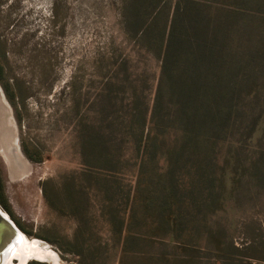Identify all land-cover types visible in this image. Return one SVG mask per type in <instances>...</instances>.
<instances>
[{
    "label": "rangeland",
    "instance_id": "obj_1",
    "mask_svg": "<svg viewBox=\"0 0 264 264\" xmlns=\"http://www.w3.org/2000/svg\"><path fill=\"white\" fill-rule=\"evenodd\" d=\"M178 1L0 0V92L29 167L26 177L12 179L0 157V210L28 239L46 243L57 264H117L109 223L100 213L109 203H102L97 179L107 172L83 164L84 129L92 135L101 110L125 108L133 96L142 107L152 104L161 74L162 33L166 28L165 41ZM178 80L176 85L183 86L174 89L191 86L189 79ZM245 89L242 104L263 109L264 76ZM128 146L123 144V160L131 153ZM244 150H251L248 142ZM85 171L91 177H82ZM123 182L130 185L131 176ZM109 191L106 182L105 199ZM81 216L89 221L82 234L85 249L105 244L98 261H80L75 254ZM207 225L208 246L186 251L166 242L156 249L168 257L160 264H177L174 257H184L186 264H264V186L209 216Z\"/></svg>",
    "mask_w": 264,
    "mask_h": 264
},
{
    "label": "trees",
    "instance_id": "obj_2",
    "mask_svg": "<svg viewBox=\"0 0 264 264\" xmlns=\"http://www.w3.org/2000/svg\"><path fill=\"white\" fill-rule=\"evenodd\" d=\"M169 23L152 104L142 107L133 96L125 108L101 110L92 135L84 129L83 164L107 172L97 179L109 203L100 213L117 264H160L168 257L156 249L166 242L186 251L208 246V217L264 186V108L242 104L245 87L264 76V0H179ZM181 78L191 86L174 89ZM125 143L131 153L123 160ZM2 181L0 167V204ZM81 196L86 207L85 189ZM80 223L75 254L98 261L105 244L87 251L89 221L81 216ZM174 262L186 264L184 257Z\"/></svg>",
    "mask_w": 264,
    "mask_h": 264
},
{
    "label": "bare ground",
    "instance_id": "obj_3",
    "mask_svg": "<svg viewBox=\"0 0 264 264\" xmlns=\"http://www.w3.org/2000/svg\"><path fill=\"white\" fill-rule=\"evenodd\" d=\"M11 116L10 107L0 92V157L9 177L19 179L29 173V167L21 153L16 125ZM19 169L23 170L18 171ZM3 215L7 216L5 213ZM1 232L0 230V236ZM16 233L15 236L11 234L8 237L11 242L8 250L5 248L4 252L0 251V264H26L30 261L58 263L57 254L46 243L35 238L28 239L19 229Z\"/></svg>",
    "mask_w": 264,
    "mask_h": 264
},
{
    "label": "water",
    "instance_id": "obj_4",
    "mask_svg": "<svg viewBox=\"0 0 264 264\" xmlns=\"http://www.w3.org/2000/svg\"><path fill=\"white\" fill-rule=\"evenodd\" d=\"M0 230L3 232V233L1 232L3 237L2 235L0 236V251L4 252L3 249L7 248L8 250V248L11 246V242L8 237L11 234L15 236L17 234L16 232L18 231V228L11 220L8 219L7 216L3 215L1 210H0Z\"/></svg>",
    "mask_w": 264,
    "mask_h": 264
}]
</instances>
